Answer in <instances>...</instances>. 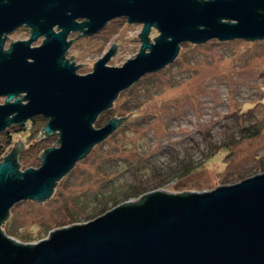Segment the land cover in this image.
Wrapping results in <instances>:
<instances>
[{
    "label": "water",
    "instance_id": "water-1",
    "mask_svg": "<svg viewBox=\"0 0 264 264\" xmlns=\"http://www.w3.org/2000/svg\"><path fill=\"white\" fill-rule=\"evenodd\" d=\"M122 16L142 23L138 52L107 65L113 42L90 72L77 73L86 63L65 57L68 34L91 36ZM22 24L31 28L29 38L3 50V35ZM235 38L264 39V0H0V132L40 115L45 123L36 138L57 134L37 168L20 170L19 138L0 161V264H264V172L210 190L156 189L34 243L1 228L16 202L49 198L126 120L131 113L94 126L120 92L174 61L183 42Z\"/></svg>",
    "mask_w": 264,
    "mask_h": 264
},
{
    "label": "rangeland",
    "instance_id": "rangeland-1",
    "mask_svg": "<svg viewBox=\"0 0 264 264\" xmlns=\"http://www.w3.org/2000/svg\"><path fill=\"white\" fill-rule=\"evenodd\" d=\"M141 27L142 23H129L122 16L91 36L70 32L65 57L75 65L86 63L76 68L85 74L114 42L116 49L107 65L120 66L138 52ZM157 35L152 28L149 37ZM27 37L25 30L12 32L5 46ZM39 43L40 38L32 44ZM260 93L264 105V39L181 43L174 61L120 92L94 126L130 110L134 114L77 161L49 198L41 203L16 202L1 227L19 242L34 243L57 227L86 222L156 189L210 190L264 172V133L237 142L231 116L236 108L250 106ZM4 99L1 96L0 103ZM261 107L255 110L259 117ZM40 124L36 118L29 129L13 136L11 147L18 138L24 146L17 152L20 170L37 168L39 153L57 140L56 133L36 138ZM57 145L56 141L53 146ZM210 145L220 146L213 155ZM134 182L137 187L132 189Z\"/></svg>",
    "mask_w": 264,
    "mask_h": 264
},
{
    "label": "trees",
    "instance_id": "trees-1",
    "mask_svg": "<svg viewBox=\"0 0 264 264\" xmlns=\"http://www.w3.org/2000/svg\"><path fill=\"white\" fill-rule=\"evenodd\" d=\"M261 95L262 93H260L258 95V97L252 101L250 106H247L246 108L243 107H238L236 108L234 111H232L231 116H232V122L234 123V126L237 127V131H238V137L236 138V141L238 142L239 140H243V139H248V138H252V137H256L259 135H262L264 133V105L261 101ZM259 106L263 109L261 116H257L255 110L257 111V108H259ZM131 113L132 115L134 114V112L127 111L126 115ZM36 118H39V120H42V124H40V126L37 128V130H41L45 121L44 118L41 116H36L34 118H32L31 120H28V122H26L23 125H19V124H12L8 127H6L2 132V137L0 138V161L3 158V156L9 151V149L11 148V144L13 142V136L15 133H18L20 131L23 130H27V128L29 129V124H33V122L35 121ZM29 123V124H28ZM95 124L98 123V121L95 120L94 122ZM228 146V144H223L221 147L223 146ZM211 150H210V154H214V152H216L219 147H214L211 146ZM217 149V150H216ZM18 161V160H17ZM19 163V162H18ZM132 189L136 188L137 185L132 184ZM132 194V193H129ZM105 211V210H104ZM6 220V218H5ZM4 220V221H5ZM2 228V227H1ZM3 229V228H2ZM4 231V229H3Z\"/></svg>",
    "mask_w": 264,
    "mask_h": 264
},
{
    "label": "flooded vegetation",
    "instance_id": "flooded-vegetation-1",
    "mask_svg": "<svg viewBox=\"0 0 264 264\" xmlns=\"http://www.w3.org/2000/svg\"><path fill=\"white\" fill-rule=\"evenodd\" d=\"M19 30H25L26 32H27V34H28V37L27 38H23V39H17V40H27L28 38H29V36H30V33H31V28L30 27H28V26H26V25H24V24H22V25H20V26H17L15 29H13L11 32H9V33H6V34H4L3 35V37H5V39H4V42H3V50H6L9 46H10V44H11V42H13V41H16V40H12V41H10L9 43H8V45L7 46H5V43H6V40H7V37H8V34H10V33H12V32H15V31H19ZM40 38V43H41V41H42V39H43V36H39L36 40H38ZM36 40H34V41H36ZM33 41V42H34ZM33 42H31V44H30V46H37V45H39V44H37V45H33L32 43ZM37 116H40V115H37ZM34 118V117H33ZM32 119V118H31ZM31 119H29V120H31Z\"/></svg>",
    "mask_w": 264,
    "mask_h": 264
}]
</instances>
